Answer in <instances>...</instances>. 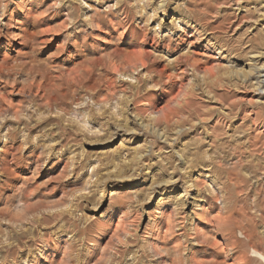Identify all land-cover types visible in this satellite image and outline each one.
Masks as SVG:
<instances>
[{
	"label": "rangeland",
	"instance_id": "rangeland-1",
	"mask_svg": "<svg viewBox=\"0 0 264 264\" xmlns=\"http://www.w3.org/2000/svg\"><path fill=\"white\" fill-rule=\"evenodd\" d=\"M262 75L264 0H0V264H264Z\"/></svg>",
	"mask_w": 264,
	"mask_h": 264
},
{
	"label": "bare ground",
	"instance_id": "bare-ground-1",
	"mask_svg": "<svg viewBox=\"0 0 264 264\" xmlns=\"http://www.w3.org/2000/svg\"><path fill=\"white\" fill-rule=\"evenodd\" d=\"M257 76H259V75H257ZM262 76H264V75H262ZM54 79H58V77H53V80ZM261 83H263L264 84V80H259ZM62 84H64V85H66V86H68V87H76L77 86V84H76V79H75V76L74 75H68V76H66L63 80H62ZM74 91H76V89H74ZM156 91V90H155ZM149 95H152V94H149ZM153 95H155V92L153 93ZM149 97V96H148ZM155 98V97H154ZM164 106V107H163ZM167 106H168V103H167ZM166 107V105L164 104V105H162V108H165ZM162 110V109H161ZM160 111V110H159ZM156 113H158V111L156 112ZM159 114V113H158ZM159 115H157V117H158ZM160 118V117H159ZM154 119V118H153ZM159 120V119H158ZM254 243V242H253ZM257 243V242H256ZM255 247L257 248V246L255 245ZM255 252V251H254ZM262 256V255H261ZM262 260V259H261Z\"/></svg>",
	"mask_w": 264,
	"mask_h": 264
}]
</instances>
